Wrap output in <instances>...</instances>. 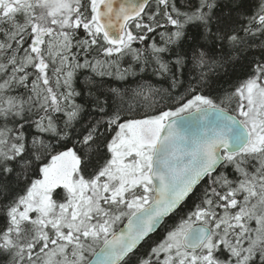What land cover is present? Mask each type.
Segmentation results:
<instances>
[{"label":"snow or ice","instance_id":"obj_1","mask_svg":"<svg viewBox=\"0 0 264 264\" xmlns=\"http://www.w3.org/2000/svg\"><path fill=\"white\" fill-rule=\"evenodd\" d=\"M0 216V264H264V0H0Z\"/></svg>","mask_w":264,"mask_h":264},{"label":"trees","instance_id":"obj_2","mask_svg":"<svg viewBox=\"0 0 264 264\" xmlns=\"http://www.w3.org/2000/svg\"><path fill=\"white\" fill-rule=\"evenodd\" d=\"M201 69L199 68H190L185 70L184 74V80H185V86H187V83L192 79L199 75ZM206 71V69H205ZM249 71V68L247 66V62H245V65L242 67L240 65L231 66V65H225L224 69L217 68L214 72L209 74V78L212 81V90L211 93L213 95L222 94V91L224 89H228L230 85H232L238 78L243 77L247 72ZM143 78L145 80H150L152 84H154L157 87H163L168 88V83L163 80H159L151 75V73L143 74ZM83 78L81 77V80ZM107 86L110 87H129V88H135V82L134 78H130L127 84L123 81H117L113 79H107L106 80ZM80 85H78L79 87ZM184 88H180L178 91L182 92ZM175 94V93H174ZM206 94H208L206 92ZM131 95V94H129ZM147 101L143 100L140 97H137L135 100L132 101L133 106L135 107L137 104L143 105ZM144 111L142 107H136L134 114H139L140 112ZM68 146H72V142H68ZM189 205H191L192 201L190 200ZM4 220L3 217L0 216V227L3 226ZM174 223V220H168L164 226H162L156 233L152 235V240H158L160 239L166 228ZM147 248V245L144 246V249ZM142 249V251L144 250Z\"/></svg>","mask_w":264,"mask_h":264},{"label":"water","instance_id":"obj_3","mask_svg":"<svg viewBox=\"0 0 264 264\" xmlns=\"http://www.w3.org/2000/svg\"><path fill=\"white\" fill-rule=\"evenodd\" d=\"M159 230V229H158Z\"/></svg>","mask_w":264,"mask_h":264}]
</instances>
